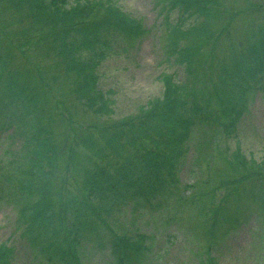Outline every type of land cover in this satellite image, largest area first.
Here are the masks:
<instances>
[{
	"label": "trees",
	"instance_id": "16d2710c",
	"mask_svg": "<svg viewBox=\"0 0 264 264\" xmlns=\"http://www.w3.org/2000/svg\"><path fill=\"white\" fill-rule=\"evenodd\" d=\"M6 1L19 8L27 5L26 19L36 34L33 39L20 41L18 47L41 46L43 54L55 58L54 66L61 65L65 75L73 78L72 96L61 92L60 98L47 109L45 99L42 103L36 88L20 86L17 89L13 83L6 92L10 98L8 103L14 102L17 110L15 116L10 111L3 115L6 130L12 129L7 137L13 140L16 134L23 136L26 149L19 159L10 162L18 165L7 169L10 172L5 170V175L14 191L10 196L13 209L23 226L19 235L30 246L34 258L45 264H101L109 247L112 254L115 249L119 259L124 260L122 249L137 245L142 236L133 228L135 221L139 223L140 220L134 217L136 220L129 228H122L116 216L125 212L135 215L141 210L145 215L165 213L168 198L178 187L175 184L177 167L191 146L195 150L191 162L194 176H198V170H209L216 155L224 158L228 168L243 179L257 178L261 174V170L254 171V164L247 165L238 148L228 158L221 151H228L225 148L227 141L238 135L245 106L248 85L242 88L235 80L240 76L253 79L256 73H264V25L252 33L243 54L233 55L227 63L222 60L221 69L226 81H216L209 91L197 87L195 72L202 67L205 56L201 45L207 40H202V33L207 32L212 19L219 15L213 8L214 0H157L168 16L172 12L177 14L174 23L168 22V56L175 55L177 65H184L190 82L177 83L171 75L163 73L162 97L143 106L141 114L133 117L135 120H124L119 127L112 124L102 127L98 130V139L85 130L77 142L91 154L87 165L81 162L83 157L72 146L65 144V137H59L58 141L52 110L61 116V105L76 111L81 104L82 111H90L94 118L108 111V99L96 86L97 70L109 55L138 44L147 36L149 28L143 26L140 19L102 0H75L69 4L67 0ZM251 5L255 3H247V7L252 8ZM187 20L191 22L186 27L184 22ZM217 31L221 34L223 29ZM244 56L248 58V64L243 60ZM232 62L237 70L248 74H237L230 84L227 82L230 70L227 64ZM205 64L212 65V61ZM38 70L42 68L38 67ZM39 82L43 83L42 79L39 78ZM224 91L229 100L222 96ZM43 94L46 97L45 91ZM218 106H221L220 110ZM45 120L48 123H42ZM94 123L88 122L87 128L95 129ZM202 126L194 143L190 144L194 127ZM59 160L62 168L73 172V179L80 175L79 193L69 191L60 201L53 182L55 174L59 173ZM258 167L262 168V165ZM194 183L195 180L184 185L195 187ZM219 183V190L214 189V193L222 191L220 188L230 182L220 180ZM190 198L191 195H180L178 201L185 207ZM204 208L205 205L201 206L200 213ZM216 213L217 206H214L210 214ZM147 222L143 220L141 226ZM90 236L98 240L92 248H89ZM211 250L208 245L202 258V252L198 253L199 264H213ZM13 254L11 246L1 244L0 264H10ZM94 255L99 261L92 260Z\"/></svg>",
	"mask_w": 264,
	"mask_h": 264
},
{
	"label": "rangeland",
	"instance_id": "374dc122",
	"mask_svg": "<svg viewBox=\"0 0 264 264\" xmlns=\"http://www.w3.org/2000/svg\"><path fill=\"white\" fill-rule=\"evenodd\" d=\"M74 1L67 0V4ZM102 1L111 2L128 15L140 19L143 26L149 28V33L138 44L129 45L109 55L99 66L96 86L104 98L108 99V111L94 118L90 111H82L81 104L77 105L79 109L76 111L72 107L61 105V116L55 114L56 110H52L54 134L58 141L59 137H65V144L72 146L83 157L81 162L87 165L91 154L77 142L78 136L87 131L98 139V130L102 127H109L111 124L119 127L124 120H135L133 117L141 114L145 108L143 106L162 97L164 87L161 74L171 75L177 83L188 81L184 65H177L174 61L175 55L168 56V22H175L176 12L168 16L167 12L160 9L157 0ZM214 2L213 8L219 15L212 19L207 32L202 33V40H207L201 45L205 56L202 67L195 72L197 87L207 88L209 91L216 81H226L221 64L229 62L233 55L237 57L243 54L252 33L264 25V0ZM246 2L255 5L249 8ZM26 7L24 5L19 8L6 0H0V245L4 243L14 249L10 264H45V261L33 257L30 246L20 237L23 226L10 199L14 191L7 183L5 170L18 165H11L10 162L19 159L26 148L24 149L23 136L16 134L13 140L7 137L12 129L6 130V119L3 115L10 111L15 116L17 110L14 102L8 103L10 98L6 96V92L13 87V83L17 89L20 86L36 88L42 103L45 99L47 109L60 98L61 92L72 96L73 78L69 74L65 75L61 65L55 67V58L43 54L44 48L41 46L18 47L20 41L36 36L33 34V26L26 19ZM190 22L185 21V26ZM218 29H223V32L219 34ZM243 60L246 64L249 63L246 56ZM210 61L212 65L205 64ZM233 63L227 64L230 67L227 82L230 84L237 74H248L237 70ZM38 67L42 70H38ZM256 74L253 79L240 76L235 80L242 88L248 85L245 106L238 124V135L227 141L225 148L228 151L221 152L228 158L238 148L247 165L254 164V171L261 170V174L257 178L243 179L228 168L224 158L216 155L209 170H198V176H194L191 162L194 160L195 150L191 146L185 152L182 164L177 167L178 181L175 184L178 187L173 189L168 198L165 213L157 215L149 212L145 215L141 210L135 215L128 212L117 215L116 220L122 228H129L136 220L134 217H137L140 221L138 223L136 220L133 228L134 231L141 232L142 236L137 245L122 249V261L115 249L112 254L113 250L106 248L107 255L101 264H118L123 261L124 264H199L198 253L202 252V258L208 245L212 248L213 264H264V73L260 71ZM39 78L43 83L39 82ZM44 91L47 93L46 97ZM222 96L229 100L226 91ZM218 108L220 110L221 106ZM88 122H95L96 128L88 129ZM17 123H14L16 127ZM42 123L46 124L48 121ZM198 128L194 127L190 144L194 143V137L203 126ZM15 130L18 131L17 128ZM58 164L59 173L55 174L53 182L57 190V200L60 201L69 191H72L71 194L79 193L80 175L73 179V172L62 168L61 160ZM260 165L262 168H257ZM194 180L195 187L184 185ZM220 180L230 183L220 188L222 191L214 193V189L219 190ZM180 195H191L185 207L178 201ZM203 205L205 208L200 213L199 209ZM214 206H217V213L212 216L210 212ZM143 220H148L144 227L141 226ZM97 241L95 236H90L89 248ZM119 241L118 238L117 242ZM90 253L89 251V255ZM92 260L96 262L99 258L94 255Z\"/></svg>",
	"mask_w": 264,
	"mask_h": 264
}]
</instances>
